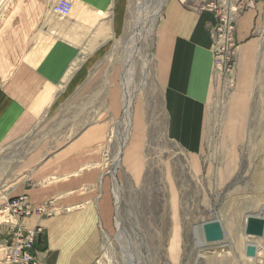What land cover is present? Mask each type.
<instances>
[{
  "label": "crops",
  "instance_id": "obj_1",
  "mask_svg": "<svg viewBox=\"0 0 264 264\" xmlns=\"http://www.w3.org/2000/svg\"><path fill=\"white\" fill-rule=\"evenodd\" d=\"M56 1L0 0V149L17 154L15 166L0 174V207L21 194L32 206L51 200L55 214L21 218L25 228L44 229L34 264H92L99 228L110 226L100 148L121 99L122 67L111 51L123 34L128 0H73L64 17L52 11ZM200 1L165 0L159 12L154 82L163 132L184 150L195 179L229 181L245 162L251 178L264 180V0H252L237 20L235 94L226 109L206 29L214 16L197 10ZM222 113L223 130L237 134L214 143L209 115ZM144 123L139 110L125 162L137 163ZM244 132L250 141L238 134ZM5 231L0 227V242Z\"/></svg>",
  "mask_w": 264,
  "mask_h": 264
},
{
  "label": "rangeland",
  "instance_id": "obj_2",
  "mask_svg": "<svg viewBox=\"0 0 264 264\" xmlns=\"http://www.w3.org/2000/svg\"><path fill=\"white\" fill-rule=\"evenodd\" d=\"M160 1L128 0L123 34L112 44L111 57L122 67L121 99L100 148V166L109 175L104 181L110 199V226L99 228L100 252L92 264H264V231L259 236L244 232L246 212L264 216V180L251 178V165L245 162L229 181L195 179L184 150L163 132L160 91L154 82V43L160 14L156 9ZM126 92L134 99L131 128L114 175L120 187L116 203L111 167L119 145L114 128L122 118ZM234 94L235 89L230 97ZM222 99L227 106L228 100ZM219 102L215 100L211 110L218 109ZM139 110L144 112L146 130L136 143L134 159L141 164L124 160L130 141L134 143L133 121ZM223 118V113L209 115L208 136L214 143L237 134L223 130ZM238 134L245 141L252 139L250 132ZM259 134L262 140L264 133ZM222 151L219 149L220 154ZM243 151L253 153L252 148ZM16 156L14 147L0 149V174L15 166L12 158ZM212 219L221 224L222 240L207 242L204 234L200 237V224ZM247 245L254 247L253 254H247Z\"/></svg>",
  "mask_w": 264,
  "mask_h": 264
},
{
  "label": "built area",
  "instance_id": "obj_3",
  "mask_svg": "<svg viewBox=\"0 0 264 264\" xmlns=\"http://www.w3.org/2000/svg\"><path fill=\"white\" fill-rule=\"evenodd\" d=\"M251 4L252 0H201L197 5L198 11H207L214 16V20L206 24V29L211 39L213 74L221 82V97L224 99L229 98L235 89L237 20ZM72 7L73 0H57L52 11L64 17L70 14ZM56 212L51 200L32 206L25 194L8 198L0 207V227L6 230V236L0 242V251L3 252L0 264H34V251L44 229L40 225L25 228L21 218L32 213L50 217Z\"/></svg>",
  "mask_w": 264,
  "mask_h": 264
},
{
  "label": "bare ground",
  "instance_id": "obj_4",
  "mask_svg": "<svg viewBox=\"0 0 264 264\" xmlns=\"http://www.w3.org/2000/svg\"><path fill=\"white\" fill-rule=\"evenodd\" d=\"M163 4H164V0L159 2V6L156 9L157 13L160 12V9H161ZM133 99H134L133 95H131L130 93L126 92V94H125V96L123 98V100H124L123 101V115H122L121 120L119 121V125L114 128L115 133H117V135H118V145H119L118 152L115 154L116 156L114 155L115 156L114 157V162H113V165L111 167L113 181H114L113 192H114V195H115L116 203L120 199V187H119L114 175H115L116 168L120 164L119 163L120 162L119 157H120L121 151H122L123 146L125 145V143H126V141L128 139V135H129V131H130L131 103H132ZM248 217H249V215L247 216V218ZM246 223H247V219L245 220V223H244V229H245ZM200 228H201L200 237L203 238V234H204V237H205V231H204L203 226H201ZM205 240H206V238H205Z\"/></svg>",
  "mask_w": 264,
  "mask_h": 264
},
{
  "label": "water",
  "instance_id": "obj_5",
  "mask_svg": "<svg viewBox=\"0 0 264 264\" xmlns=\"http://www.w3.org/2000/svg\"><path fill=\"white\" fill-rule=\"evenodd\" d=\"M247 223L245 225L244 232L248 235L259 236L264 231V216L260 214L249 215ZM203 226L205 231V238L207 242H213L222 240V227L218 219H212L209 221L202 222L200 227ZM198 227V225H197ZM195 227V232L197 230ZM202 243L201 245H203ZM247 254H253L254 247L252 245H247Z\"/></svg>",
  "mask_w": 264,
  "mask_h": 264
}]
</instances>
